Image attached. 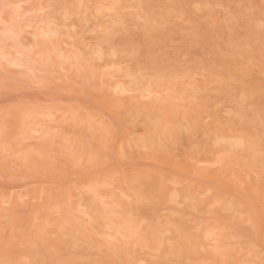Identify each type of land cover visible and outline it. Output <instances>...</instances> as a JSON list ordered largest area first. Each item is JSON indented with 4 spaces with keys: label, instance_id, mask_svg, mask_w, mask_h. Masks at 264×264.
<instances>
[{
    "label": "rangeland",
    "instance_id": "rangeland-1",
    "mask_svg": "<svg viewBox=\"0 0 264 264\" xmlns=\"http://www.w3.org/2000/svg\"><path fill=\"white\" fill-rule=\"evenodd\" d=\"M0 264H264V0H0Z\"/></svg>",
    "mask_w": 264,
    "mask_h": 264
},
{
    "label": "bare ground",
    "instance_id": "bare-ground-1",
    "mask_svg": "<svg viewBox=\"0 0 264 264\" xmlns=\"http://www.w3.org/2000/svg\"><path fill=\"white\" fill-rule=\"evenodd\" d=\"M55 36V35H54ZM52 109V108H51ZM104 113H106V112H104ZM114 126H115V124H114ZM116 144V143H115ZM114 148H115V146H114ZM115 155V154H114ZM116 159V158H115ZM122 162H120V164H121ZM151 166H153V165H151ZM124 167V166H123ZM125 167H126V165H125ZM129 167H131L130 165H129ZM163 170H164V168H163ZM177 172V171H176ZM181 173H182V171H181ZM190 173V172H189ZM169 174H171V173H169ZM186 174V173H185ZM188 174V173H187ZM186 174V175H187ZM184 175V174H183ZM185 176V175H184ZM192 177V176H191ZM73 180V179H72ZM209 180V179H208ZM212 180H214V179H211V183H213L212 182ZM216 181V180H215ZM207 182V181H206ZM210 183V181L208 182V184ZM210 183V184H211ZM209 184V185H210ZM214 184V183H213ZM218 186V185H217ZM219 187V186H218ZM217 188V187H216ZM232 188V187H231ZM235 191V190H234ZM236 192V191H235ZM238 194V193H237ZM245 199V198H244ZM250 200V199H249ZM249 200L247 199V203L249 202ZM249 203H252V202H249ZM250 205H252V204H250ZM255 213V212H254ZM46 222V221H45ZM40 227V226H39ZM42 228V227H41ZM45 228H46V226H45ZM201 258V257H200Z\"/></svg>",
    "mask_w": 264,
    "mask_h": 264
}]
</instances>
